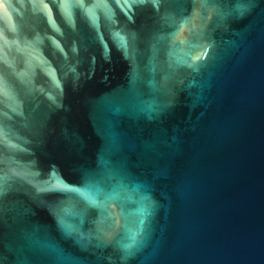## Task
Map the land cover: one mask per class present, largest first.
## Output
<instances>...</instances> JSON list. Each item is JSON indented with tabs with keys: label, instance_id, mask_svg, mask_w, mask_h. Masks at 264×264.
Returning a JSON list of instances; mask_svg holds the SVG:
<instances>
[{
	"label": "water",
	"instance_id": "1",
	"mask_svg": "<svg viewBox=\"0 0 264 264\" xmlns=\"http://www.w3.org/2000/svg\"><path fill=\"white\" fill-rule=\"evenodd\" d=\"M3 2L0 264H264V0Z\"/></svg>",
	"mask_w": 264,
	"mask_h": 264
},
{
	"label": "snow or ice",
	"instance_id": "2",
	"mask_svg": "<svg viewBox=\"0 0 264 264\" xmlns=\"http://www.w3.org/2000/svg\"><path fill=\"white\" fill-rule=\"evenodd\" d=\"M62 2H63V11L67 15L69 12V8H68L69 0H62ZM113 3H115L116 6L120 9V11L124 12L125 15L134 12V9H136L137 7L143 6L140 0H127L126 3L125 0H113ZM158 3L159 0H153L154 5ZM4 7L5 4L3 0H0V8H4ZM45 8H47V5H45ZM49 19H51L50 10H49ZM2 91H3V81L0 80V92ZM2 186H3V181L2 178H0V188H2ZM135 243H138V241H136L135 238H132L130 244H135Z\"/></svg>",
	"mask_w": 264,
	"mask_h": 264
}]
</instances>
